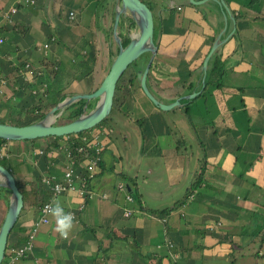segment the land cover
<instances>
[{"label":"crops","instance_id":"1","mask_svg":"<svg viewBox=\"0 0 264 264\" xmlns=\"http://www.w3.org/2000/svg\"><path fill=\"white\" fill-rule=\"evenodd\" d=\"M223 2L233 22L226 17L223 24L213 1L196 8L187 0L144 1L153 5L158 18L153 17L157 57L146 77L147 88L165 104L203 91L205 97L188 104L180 101L182 108L160 112L139 87L134 88L117 117L108 122L134 127V145L122 134L124 146H117L113 127L103 126L98 137L101 166L88 182L90 198L81 202L74 190L60 195L76 218L69 237L63 239L54 231L50 216L38 223L39 204L24 206L8 235L1 264H237L251 257L263 264L264 0ZM113 8V0H0V77L6 80L0 88V123L13 120L16 125L17 116L28 119L22 112L32 117L27 110L36 107L44 89H36L34 79L46 71L64 85L84 69L88 74L68 88L79 85L86 91L76 93L82 94L96 89L94 76L104 77L111 61L107 56ZM172 9L177 17L170 16ZM121 21L119 33L126 29ZM75 28L82 33L72 31ZM85 31L88 36L82 37ZM219 33L225 41L214 54L225 77L215 88L216 79L210 76L204 87L200 67ZM186 134L200 148L192 157L178 146ZM51 141L46 138L39 147L32 141L4 143L3 167L21 183L60 177L67 164L60 155L49 156ZM201 171L199 185L183 198ZM120 183L132 203L116 189ZM0 195L7 199L6 205L0 201L1 224L9 193ZM166 208L169 211L162 213ZM144 209L157 211L148 214ZM124 210L132 215L125 217ZM33 228L30 251L9 263L10 250L22 248ZM131 242L134 250L125 244Z\"/></svg>","mask_w":264,"mask_h":264},{"label":"water","instance_id":"2","mask_svg":"<svg viewBox=\"0 0 264 264\" xmlns=\"http://www.w3.org/2000/svg\"><path fill=\"white\" fill-rule=\"evenodd\" d=\"M210 1H213L219 6L224 22L226 17L233 22L223 0H187V4L200 6ZM113 3L111 40L115 44L117 52L111 59L108 71L98 87L91 93H72L67 95L61 102L52 107L42 119L30 124L16 126L0 123V140L10 142L33 141L49 137L75 135L94 128L109 115L112 107L115 84L122 73L129 65L138 61L145 54H148L146 63L143 68L136 71L135 78L142 94L157 110L168 112L176 107L182 108L180 101H190L197 95L196 93H192L165 104L151 94L146 85V77L157 50L156 40L153 39L154 21L152 12L140 0H113ZM122 19L128 20L129 24L132 23L135 29V34L128 38V43L124 47L121 45L118 29L119 22ZM220 34L216 35L209 51L203 58L200 67L203 78L206 74L209 60L212 59V55L225 41L224 39L220 40ZM78 101L83 102L81 114L69 123L54 125V121L60 117L64 109ZM90 102H94L93 108L85 113L87 105ZM0 177H3V181L0 182V188L9 192L7 208L0 224L1 264L4 258L8 235L23 207V202L12 175L1 165Z\"/></svg>","mask_w":264,"mask_h":264},{"label":"trees","instance_id":"3","mask_svg":"<svg viewBox=\"0 0 264 264\" xmlns=\"http://www.w3.org/2000/svg\"><path fill=\"white\" fill-rule=\"evenodd\" d=\"M234 18L238 19L237 16ZM126 21H128V20L124 19L125 23H126ZM121 23H122V21L119 22V25H122ZM119 37L121 39V45L124 47L128 43V39L122 38L121 35H119ZM113 45H114V43H113ZM115 51L117 52V49ZM115 55H116V53H115ZM146 56H148V54H146ZM143 64L144 63H140V65H139L137 62H134L131 65H129L125 69V71L122 73V75L120 76V78L118 79V81L115 84L114 94H113V98H112V107H111V110L109 112V115L105 119H103L97 126L94 127L95 131H93L92 134L97 135V133H101L103 126L106 127V130L109 129L110 125L108 124V122H110L112 119V117H110L111 112L114 111L115 114L117 115L120 108L123 106L126 98L131 93V91L135 88V85H134L136 82L135 74H136L137 70L141 69ZM222 72H223V70H222L220 62L218 60V56H216L214 54L212 56V59L209 61V68H207L203 86L206 87L207 84L210 83V76H211V77H215V79H216L215 80L216 82L214 84L215 88L220 87L219 82L221 80V76H222L221 73ZM51 74L52 73H50V76H47L46 80L37 78L36 82L33 83L34 85L31 84V85L35 86L36 89L42 88V86L44 87V89H43V92H41V94L39 95L40 98L38 99L39 102L41 103V105H39V103H38V106L27 110V112H29L30 114H36L37 115L33 121H30L27 124H30L32 122H35V121L43 118L44 115L40 114L42 109L45 107L44 103L42 102L43 100H45L46 108L51 109L57 103L61 102L66 96V94L64 93V90L69 86V82H67L64 85H61L59 77H55V74H54V76H52ZM86 74H88V73H86ZM86 74H84V76H82L81 78H84L86 76ZM48 75H49V73H48ZM52 77L54 80L50 81V78H52ZM206 78H207V80H206ZM80 79H79V81H80ZM77 80L78 79H75L74 81H77ZM65 85H66V87H65ZM94 90L91 89L88 93H91ZM239 91L241 92V89ZM204 92L205 91L201 92V94H199L198 97H195L190 101H195V100L200 99V98L203 99L205 97ZM246 97H250V96L247 95ZM190 101H186L187 104L190 103ZM91 104L93 105L94 102H92ZM82 106H83L82 101H78L74 104H71L70 106H68L67 108L64 109V111L62 112L60 117L57 119V121H64L65 122L64 124L71 122L72 120L76 119L81 114ZM89 106L90 105H87V107H89ZM262 111L264 113V103H263ZM184 112L187 113L185 108H184ZM27 124H23V125H27ZM16 126H22V125L17 124ZM82 135H85V134H83V133L75 134V136L72 138L71 144H69L71 158L74 160L75 165H79L83 161L84 157L87 156V153H86V155L83 156L81 154L75 153V151L73 150L75 147H78L81 145ZM66 137L67 136L49 137L52 140L50 143L51 147H53L55 150H57L58 144L61 141L65 140ZM4 143L5 144L10 143V141L0 140V148ZM60 145H61V143L59 144V146ZM50 150H51V148H50ZM4 158H5L4 156H1L0 161L4 162L5 161ZM68 160L69 159H67L65 161L68 162ZM0 165L3 166L2 164H0ZM100 166H101V162L98 163V171L95 173V175H97L99 173ZM200 168H203V167L201 166ZM83 175H84V173H83ZM201 175H202V171L196 176L193 184L185 191L183 198L188 197L191 194L192 190H194L195 187H197L199 185V183H200L199 180H200ZM35 182H36V184H35ZM15 184H16V187H17L19 193L22 196L23 207L27 206V205H29V206H33L36 204L41 205V204L47 203L51 199L49 189L40 183L39 178L35 179L34 182L29 181L26 183H21V182L16 181ZM1 191L9 193L7 190L0 188V192ZM128 195L130 198V202H128V204H130L133 202V198H132L130 193H128ZM0 196H2V195H0ZM0 201H2L6 205L7 199H6V197L2 196ZM168 209L169 208H166V209L162 210L161 212L167 213L169 211ZM144 211L148 214L156 212V210H149V209H144ZM131 215H132V212H131ZM25 240H24V242H25ZM123 240L126 242V239H123ZM128 245L132 248L133 242H131ZM6 247H7V245H6ZM5 251H6V248H5ZM152 254H154V253H152ZM154 256H155V254H154Z\"/></svg>","mask_w":264,"mask_h":264},{"label":"built area","instance_id":"4","mask_svg":"<svg viewBox=\"0 0 264 264\" xmlns=\"http://www.w3.org/2000/svg\"><path fill=\"white\" fill-rule=\"evenodd\" d=\"M25 2H30L32 3V0H24ZM11 13L14 12V10L10 11ZM70 19L72 18V14H69ZM3 38L0 37V47L3 44ZM47 45L43 46V49H46ZM24 69H28V66H24ZM6 85V80L2 77H0V88L4 87ZM86 136L81 137V145L78 147H73L75 153L81 154V155H86L84 157L83 161L79 165H75L74 160L71 158V153L69 146L63 147L61 144L57 151L61 152L59 154L60 156H63L62 159L64 160V163H66V167L62 171V175L60 177H56L53 175L50 176H41L40 178V183L47 187L50 191L51 198L56 195H61L63 193L70 192L72 190L75 191L77 199H79L81 202H84L85 200H88L91 196L90 191L88 190V182L91 180L94 176L95 173L98 171V163L101 161V151H102V145L99 143L98 140V135L94 134H89ZM40 154H42L40 152ZM0 156H5L2 154V150L0 149ZM68 160L66 162L65 160ZM84 173V175H83ZM56 185H61L64 189V191L57 193L55 191V186ZM76 187V188H75ZM116 189L118 191L124 192V200L125 202H130V198L128 195V192L125 190V186L123 183L117 184ZM45 204H41L37 206V210L40 213V219L38 220V223H46L47 222V217L43 211ZM83 208L82 204H79L78 209L81 210ZM124 216L125 217H130L131 211L124 210ZM36 226V224H35ZM35 232V228L31 229V232L27 236V242L26 244L17 250H10V258L8 259L9 263H12L14 260L17 258H22L26 255L27 252L30 251V243L33 238V234ZM262 257V256H261ZM262 263L264 264V258L262 257L261 259Z\"/></svg>","mask_w":264,"mask_h":264},{"label":"rangeland","instance_id":"5","mask_svg":"<svg viewBox=\"0 0 264 264\" xmlns=\"http://www.w3.org/2000/svg\"><path fill=\"white\" fill-rule=\"evenodd\" d=\"M144 1L145 0H141V2H143L144 3ZM145 5H150V6H147V7H150L149 9H150V11L152 12V15H153V17H155V20H157L158 18H157V14H155V8L153 7V5L151 4V3H146ZM188 6H190V8H196L195 6H191V5H188ZM169 14H170V16L171 17H177L178 16V14H177V12L175 11V9H172L170 12H169ZM108 16H109V14H108ZM223 19V18H222ZM200 21H202V22H204L205 24H207V22H205V19H204V17L202 18H200ZM229 21H230V19H229ZM196 23H197V21H195ZM73 23V22H72ZM71 23V24H72ZM224 23H226V22H224V20H223V24ZM71 24H68V25H71ZM249 24V22L247 23V25ZM125 25V31L123 30V31H120V33H119V35H121L122 36V38H129L130 36H132V35H134L135 34V29H134V27H133V25H132V23H130L129 24V22L128 21H126V23L124 24ZM86 29V28H85ZM72 31H74V32H78V33H82V30L81 29H78V28H75V29H72ZM245 34H246V31H243ZM88 36V32L87 31H85L84 33H83V35H82V37H87ZM111 37H110V31H109V34H108V40L110 39ZM111 44V48H110V54L107 56V58L108 59H112L113 58V56L115 55V53H116V46H115V44L113 45V42L112 41H109V45ZM103 46V45H102ZM115 46V47H114ZM209 51V50H208ZM143 58H140L139 60H141V63H144V61H146L147 60V58H148V56H146V55H143L142 56ZM147 57V58H146ZM156 55L153 57V62H155V59H156ZM152 64V63H151ZM108 65H110V64H108ZM109 67L106 65V67H105V69L103 70L104 72H107V69H108ZM82 70V74H81V76H78L79 75V73L77 72V73H74L73 75H72V77H76L75 79H78L77 81H79V79L82 77V76H84V74H86V72L84 73V69H81ZM49 73V72H48ZM48 73H47V71H46V74H43L42 73V75L39 77L40 79H47V76H50V73H49V75H48ZM53 74H54V72H53ZM56 74H58V73H56ZM102 74V73H101ZM222 74V76H221V79H222V77H223V72L221 73ZM149 77V76H148ZM225 77V76H224ZM224 77H223V79H224ZM94 81H93V83H94V87L93 88H97L98 87V85L100 84V82H101V80H102V78H103V75H102V77H101V75H98V77L96 78V76H94ZM208 78V77H207ZM207 78H206V80H207ZM205 79V78H204ZM36 80H37V77L34 79V81L36 82ZM214 80H215V77H214ZM50 81H53V77L52 78H50ZM68 81H69V85H71V83H73V82H77V81H74L73 79H71V78H69L68 79ZM222 82H223V80H222ZM99 83V84H98ZM98 84V85H97ZM97 85V86H96ZM135 89H138V85H137V83L135 82ZM65 87H66V85H65ZM44 88V87H43ZM175 88V87H174ZM79 91H86L84 88H82L81 86H73L71 89H69L68 87L64 90V92H68V95L72 92V93H76V92H79ZM38 98H40V96L38 97ZM43 99V98H42ZM143 100V99H142ZM43 102V101H42ZM186 102V101H185ZM38 103H39V105H41V103L40 102H37V101H35V104H36V106H38ZM92 102H90L88 105H90L89 107H87L86 108V110H85V113H87L88 111H90L92 108H93V105L91 104ZM33 108V107H32ZM89 109V110H88ZM50 109H47L46 108V106L42 109V111H41V113L40 114H43V115H45L48 111H49ZM161 112V111H160ZM29 113V112H28ZM22 114H24V115H26V116H28V119H24L23 120V117L22 118H20V117H16L17 118V120H18V123H16V125L17 124H19V123H21V124H19V125H23V124H27L28 122H30V121H33L34 120V118L37 116L36 114H33L32 115V117H31V115H28V114H26L25 112H22ZM178 115H175L174 117H177ZM110 117H112V118H114L115 119V117H117V115L115 114V112L113 111V112H111V114H110ZM11 123H12V125H15L14 123H13V120L11 121ZM65 122L64 121H57V119L54 121V125H62V124H64ZM110 126L111 127H113V131L115 132V134H116V137H117V139L119 140L118 141V143L116 142V141H114L113 139H112V141L113 142H115L116 143V145L117 146H119V147H123L124 146V144H121L122 142L120 141V135H122V134H126V135H128L129 136V141L134 145V142H136V133H137V131H136V129L134 128V127H132L128 122H126L123 126H121V125H119V124H114V123H110ZM142 125L139 123V127H141ZM95 128H92V129H90V130H88V131H85V132H82L83 134H90V133H92L93 131H95L94 130ZM114 132H113V137L115 136V134H114ZM188 132V131H187ZM97 135H98V137H100L99 136V133H97ZM102 135V134H101ZM75 135H69V136H67L66 137V139L65 140H63V141H61V144L63 145V147H67V146H69V144H71V142H72V138L74 137ZM86 138H88V136H86ZM46 139V138H45ZM45 139H37V140H34V141H32L33 142V146L34 147H39V146H42L43 144H44V140ZM178 139H180V138H178ZM183 140H185V141H182V140H179V142H178V146H179V148H181V149H186L187 150V155L188 156H190V157H192L193 155H194V153H195V151H197V152H199V149L200 148H196V145H195V143H194V141L192 140V138H191V136L190 135H188V134H186L185 135V137L183 138ZM120 142V143H119ZM99 143H100V141H99ZM101 144V143H100ZM51 148V154L49 155V156H51L53 159H56L57 158V156H59V154H61L62 155V153L61 152H59V151H57V150H55L53 147H49V149ZM61 157H63V156H61ZM104 158H105V160L107 161V159L109 158V155H105L104 156ZM0 164H2L3 166L4 165H6V163L5 162H3V161H0ZM8 165V164H7ZM23 165V164H22ZM33 169H35V168H33ZM25 174V176H27V177H29V173H24ZM13 175H14V177H15V179H16V181L17 182H19L20 180L18 179V178H16V176H15V174L13 173ZM5 194L6 195H8V193L7 192H5ZM151 210H156V209H151ZM157 211V210H156ZM125 242V241H124ZM128 242V241H127ZM126 244V246L129 248V249H131V250H134L133 248H131L129 245H128V243H125ZM133 246H135V243H133ZM260 260V262L262 263V261H261V258L259 259ZM237 264H256V260H255V258L254 257H251V258H243V261H240V262H238Z\"/></svg>","mask_w":264,"mask_h":264},{"label":"clouds","instance_id":"6","mask_svg":"<svg viewBox=\"0 0 264 264\" xmlns=\"http://www.w3.org/2000/svg\"><path fill=\"white\" fill-rule=\"evenodd\" d=\"M2 181L3 177H0V182ZM55 191L60 193L64 191V189L61 185H56ZM43 211L53 219L54 231L58 233L61 238L67 239L73 230L76 218L71 211L65 209L61 197L59 195L53 196L44 206Z\"/></svg>","mask_w":264,"mask_h":264},{"label":"flooded vegetation","instance_id":"7","mask_svg":"<svg viewBox=\"0 0 264 264\" xmlns=\"http://www.w3.org/2000/svg\"><path fill=\"white\" fill-rule=\"evenodd\" d=\"M145 55H146V54H145ZM140 58H143V57L141 56ZM140 58H139V59H140ZM139 59H138V61H136V62L140 65L141 60H139ZM143 59H144V58H143ZM145 62H146V61H144V64H145ZM144 64H143V66H144ZM143 66H142V67H143ZM142 67H141V68H142ZM9 172H10V171H9ZM10 174L12 175L11 172H10ZM12 177H13V175H12ZM13 179H14V181H15V183H16V179H15L14 177H13Z\"/></svg>","mask_w":264,"mask_h":264}]
</instances>
